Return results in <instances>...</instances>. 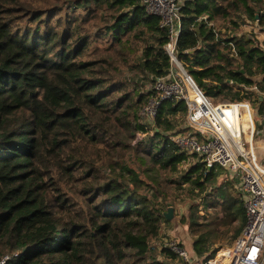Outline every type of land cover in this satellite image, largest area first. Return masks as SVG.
Masks as SVG:
<instances>
[{"label":"trees","instance_id":"16d2710c","mask_svg":"<svg viewBox=\"0 0 264 264\" xmlns=\"http://www.w3.org/2000/svg\"><path fill=\"white\" fill-rule=\"evenodd\" d=\"M181 12L177 57L198 89L260 104L264 51L237 30L264 28V0H191ZM168 43L140 0H0V264H177L168 238L155 242L176 205L159 202L150 171L179 173L177 188L200 199L181 222L195 256L215 258L220 234L238 241L247 222L238 175L171 139L186 104L140 116L173 67ZM204 209L216 212L201 222Z\"/></svg>","mask_w":264,"mask_h":264},{"label":"built area","instance_id":"2783aa9c","mask_svg":"<svg viewBox=\"0 0 264 264\" xmlns=\"http://www.w3.org/2000/svg\"><path fill=\"white\" fill-rule=\"evenodd\" d=\"M187 1L191 0H140L147 12L159 17L161 26L168 30L166 51L173 66L166 77L152 84L156 97L141 110L140 116L155 120L163 103L184 102L186 129L175 133L171 139L182 151L201 158L209 169L222 168L235 172L238 177L241 174L239 188L244 195L247 222L235 248L228 250L231 251L228 262L224 256L216 260L217 263L194 257L177 240H165V246L177 255V264H264V155L258 158L253 143L256 134L264 137V90L257 85L253 88L263 98L257 109L256 126L249 102L214 105L198 89L177 57L181 8ZM242 109L249 113L250 127L245 128ZM228 111H232V115H228ZM247 133L251 139L244 141Z\"/></svg>","mask_w":264,"mask_h":264},{"label":"rangeland","instance_id":"374dc122","mask_svg":"<svg viewBox=\"0 0 264 264\" xmlns=\"http://www.w3.org/2000/svg\"><path fill=\"white\" fill-rule=\"evenodd\" d=\"M237 33L239 35V37L241 39H249V38H253L255 41V44H257V46L261 47L262 50L264 51V28H261L258 24H248L246 26H240V28L237 30ZM179 73V72H178ZM143 75L139 74L138 71H127L125 73V78H133L134 80L138 79L140 80H144V77H142ZM133 89V88H132ZM211 102L214 105H228V104H232V103H228V102H216L213 98H211ZM251 104V109L253 111V116H254V122L256 124V126L258 125V118H257V109L260 107L259 104H253L250 101H247V103ZM245 103V102H243ZM242 113H245L244 109H242ZM186 119H187V115H181L180 116H175L173 118L174 123L177 125L176 127V133L178 132H182L185 130V125H186ZM251 120V119H250ZM144 122V121H143ZM145 123V122H144ZM145 135L144 134H138L137 136V140L138 139H142L144 138ZM249 140V134L247 133V135H245L244 137V141H248ZM254 146H255V151L256 154L258 156L259 159H262L261 157L264 155V137H262L261 135L258 136L257 134L254 137L253 140ZM194 161V159H190V161ZM185 166H181L179 167V169H183ZM232 172V171H230ZM234 174H236L235 172H232ZM142 171H141V175H142ZM149 174H155L158 175L157 177V182H160V191L162 192L163 195H161V197L159 198V202L163 203L165 200V196L168 198L169 202H172L173 204L176 205V210L175 212V216H177L176 221H174L172 224H165V226L163 227L162 231L160 232V239L157 238L155 240V242H161V239L163 241L164 238H168L170 240H177L179 241L183 247L186 248V250L191 253L192 255H194V253H192V237L191 235L187 232V227L188 224L184 225L182 222V220L188 217L189 215V209L190 206L194 203V202H201L200 199L198 197H193L192 195H190V192L188 191V187H185V189L181 190L179 188H177V181L179 180V173H169L168 171L163 172L161 171L160 174L156 173L155 171H150ZM240 174V172H239ZM143 177H147L143 176ZM241 174L239 175L238 179L240 180ZM148 183L151 182L150 178H144ZM170 179V181H169ZM179 189V190H178ZM166 206V205H165ZM201 207H203V205H201ZM218 212L220 211V208L218 207L217 209ZM215 210L209 209L208 212L204 210H202L200 212V217H201V222H205L207 221V219L209 220L210 218H213V216L215 215ZM234 234V230H232V232H229L227 235H223L220 234L219 238L220 240L218 241L219 244L218 246L221 247L220 250L216 253V257L215 259H213L211 262L212 263H217L220 259L219 255L222 253L221 251H228V250H233L235 248L234 244L229 245L230 243V239ZM165 243V242H164ZM163 244V243H161ZM159 248L161 250V245H159ZM221 252V253H220ZM220 253V254H219ZM151 258L155 257H159V258H163L164 253L158 252V251H154L152 253H150ZM195 256V255H194ZM216 259H218V261H216ZM216 261V262H214Z\"/></svg>","mask_w":264,"mask_h":264},{"label":"bare ground","instance_id":"6f19581e","mask_svg":"<svg viewBox=\"0 0 264 264\" xmlns=\"http://www.w3.org/2000/svg\"><path fill=\"white\" fill-rule=\"evenodd\" d=\"M237 110H238V112L240 111V109H237ZM232 113H233L232 111H228V112H227L228 115H232ZM243 117H244V120H245V128L250 127V126H251V124H250V121H251V120H250V116H249L248 111H245V114L243 115ZM249 140H250V138H249ZM221 252H222L221 254L219 253V254H220V255H219V258H221V257L224 256V257L227 258V259L225 260V262H228V260H229L228 257H230L231 251H227V250L225 251V250H224V251H221ZM219 258H218V259H219ZM218 259H216V260H218Z\"/></svg>","mask_w":264,"mask_h":264},{"label":"water","instance_id":"95a60500","mask_svg":"<svg viewBox=\"0 0 264 264\" xmlns=\"http://www.w3.org/2000/svg\"><path fill=\"white\" fill-rule=\"evenodd\" d=\"M193 53V52H190ZM165 217L167 220L171 221L174 218V209L173 208H169L167 213L165 214Z\"/></svg>","mask_w":264,"mask_h":264},{"label":"crops","instance_id":"0c3cea01","mask_svg":"<svg viewBox=\"0 0 264 264\" xmlns=\"http://www.w3.org/2000/svg\"><path fill=\"white\" fill-rule=\"evenodd\" d=\"M174 211H175V210H174ZM174 215H175V212H174ZM236 243H237V242H236ZM236 243H235V244H236ZM191 246H192V244H191ZM192 253H194V252H193V249H192ZM194 257H197V256H194ZM215 257H216V256H215ZM199 259H202V260L205 261V258H199ZM213 259H215V258H213ZM213 259H211V260H213ZM208 261H210V260H208Z\"/></svg>","mask_w":264,"mask_h":264}]
</instances>
